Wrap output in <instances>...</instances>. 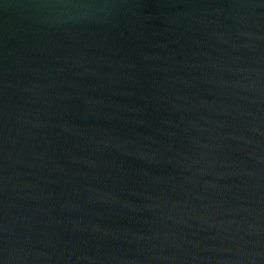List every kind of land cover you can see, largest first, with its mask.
<instances>
[{
  "label": "water",
  "instance_id": "water-1",
  "mask_svg": "<svg viewBox=\"0 0 264 264\" xmlns=\"http://www.w3.org/2000/svg\"><path fill=\"white\" fill-rule=\"evenodd\" d=\"M0 264H264V0H0Z\"/></svg>",
  "mask_w": 264,
  "mask_h": 264
}]
</instances>
